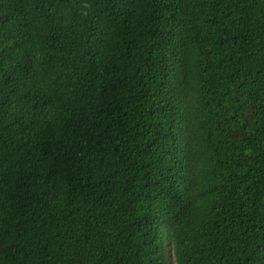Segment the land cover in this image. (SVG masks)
Returning a JSON list of instances; mask_svg holds the SVG:
<instances>
[{"label":"trees","instance_id":"trees-1","mask_svg":"<svg viewBox=\"0 0 264 264\" xmlns=\"http://www.w3.org/2000/svg\"><path fill=\"white\" fill-rule=\"evenodd\" d=\"M0 264H264V0H0Z\"/></svg>","mask_w":264,"mask_h":264},{"label":"rangeland","instance_id":"rangeland-1","mask_svg":"<svg viewBox=\"0 0 264 264\" xmlns=\"http://www.w3.org/2000/svg\"><path fill=\"white\" fill-rule=\"evenodd\" d=\"M171 255V257L173 258V255L172 254H170Z\"/></svg>","mask_w":264,"mask_h":264},{"label":"bare ground","instance_id":"bare-ground-1","mask_svg":"<svg viewBox=\"0 0 264 264\" xmlns=\"http://www.w3.org/2000/svg\"><path fill=\"white\" fill-rule=\"evenodd\" d=\"M170 254H172V253L170 252Z\"/></svg>","mask_w":264,"mask_h":264}]
</instances>
